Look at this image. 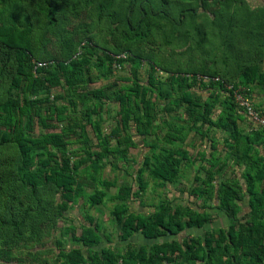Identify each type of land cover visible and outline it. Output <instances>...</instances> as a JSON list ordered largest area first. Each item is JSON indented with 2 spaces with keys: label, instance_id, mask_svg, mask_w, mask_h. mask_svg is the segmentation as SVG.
Returning a JSON list of instances; mask_svg holds the SVG:
<instances>
[{
  "label": "trees",
  "instance_id": "1",
  "mask_svg": "<svg viewBox=\"0 0 264 264\" xmlns=\"http://www.w3.org/2000/svg\"><path fill=\"white\" fill-rule=\"evenodd\" d=\"M119 52L128 54L121 62L126 76L113 74L111 54ZM34 60L52 62L34 68ZM99 79L107 82L92 86ZM254 85L264 89V0H0V264H50L31 245L55 232L60 251L52 264H263L264 165L251 156L250 143L264 136V127L254 134L237 131L244 110L233 94L240 90L250 99ZM110 102L118 111L107 130L103 112ZM204 127L230 133L231 162L201 155L194 177L200 186L193 191L210 196L229 165L246 164L249 219L238 217L243 190L227 178L217 189V207L230 224L203 238L137 249L128 244L118 252L97 248L100 225L89 214L72 224L68 213L80 198L97 205L105 194L97 183L114 185L101 178L102 170L130 165L133 134L154 139L144 143L149 153L136 171L137 189L124 177L112 197L118 237L140 231L156 239L210 222L207 213L166 198L147 216L127 211V201L146 187L144 172L163 186L182 164L196 162L182 144L192 131L203 137ZM66 237L85 253L65 249Z\"/></svg>",
  "mask_w": 264,
  "mask_h": 264
},
{
  "label": "crops",
  "instance_id": "2",
  "mask_svg": "<svg viewBox=\"0 0 264 264\" xmlns=\"http://www.w3.org/2000/svg\"><path fill=\"white\" fill-rule=\"evenodd\" d=\"M127 71V70H126ZM122 72L120 75H116L117 72H113L115 76H126L128 72ZM141 76L145 78L144 72H140ZM107 81L104 79H99L92 86H97L105 84ZM202 96L206 94V92L201 93ZM251 101L253 102L254 106L259 108L260 110L264 111V89L260 86H252L251 92ZM220 103L214 113L212 114V119L214 121L217 120V113L219 112ZM218 109V110H217ZM113 110V111H112ZM118 111L117 103H106L104 106V126L107 130H110L111 126L115 123V116ZM240 114L239 119L235 121V127L240 134L247 135V134H254L256 133L260 126L255 125V123L249 118L245 112L238 111ZM206 134L199 136L195 132H190L185 141L182 144V148L185 149L188 155L191 158H195L196 162L192 163H184L181 166V170L177 178L172 182H166L165 185L161 186L158 181L154 180L151 176L150 172L146 171L143 174V183L146 185L145 189L139 191L136 197L131 198L127 201V211L133 214H139L142 216H147L151 214L156 204L160 201L161 198L169 199L173 205H187L193 210H197L200 212L207 213L211 217V221L204 224L202 227H190L185 228L183 231L177 234H170L165 233L164 235L156 238L150 239L145 237L140 231L134 232L128 239L121 240L118 237L119 227L116 224L115 217L112 214V210L117 205V200L112 198L113 196L119 193V188L122 184V179L127 177L129 180L132 181V185L134 190L137 189L138 183L136 178L137 169L140 167L142 162L143 156L149 153V148L144 144L145 142H152L154 139L153 135L147 136L146 138L134 135L133 140L137 142L135 147H132L128 150L127 157L131 159L130 165H122L119 163V169H112L111 166L105 167L103 170L106 169L108 173H112V177L110 176L103 177L101 172V178L114 181V185L102 188L99 183H97L98 189H103L105 194L102 198L101 203L97 205H93L89 207L88 205H84V200L82 198L76 203V205L70 209V211H74V220L72 224L78 226L81 223H84V215L87 213L94 220L100 225V234H101V242L97 246L98 249L101 248H110L112 250H117L118 252H124L127 248V245H131L134 248H140L141 246H149L154 242H165L170 241L172 239H182L186 236H200L203 238L204 233L209 229H227L230 224V219L227 214L220 210L218 205V195L217 189L219 187L220 181L225 180L227 178H234L236 183L240 185L242 188V199L238 201V212L237 215L241 219H249L251 207L249 204V195L246 191L247 185L242 176V173L246 171L247 165H229L222 176L218 175L214 182V192L209 194H202L199 195L198 192H194L197 186H200V183L195 182V175L196 171L198 174V166L201 164L199 161L200 156L210 158L211 155L222 159L223 161L226 160L231 162L229 157L230 149L227 147L226 141L229 138L230 133L228 131H224L221 129H217L215 127L208 128L204 127ZM88 135L91 138L92 142L95 141L94 134L90 129H88ZM162 133H158V136H161ZM251 144V156L260 160L264 165V136L260 133V135L255 137V141ZM92 149H97L93 147ZM205 164V161H203ZM131 173L132 176L128 177L125 174ZM199 175L204 177V173L200 172ZM202 188H206V185H203ZM90 190V191H89ZM92 188H87V192H92ZM69 214V213H68ZM48 237V236H47ZM45 237L42 244H34L32 246V250H41L42 253L39 257H45L50 264H52L53 260L57 257L59 253V249H57L54 245L55 238L59 237V234L55 232L52 234V244L50 246H45L44 241L47 238ZM51 237V236H49ZM65 249L71 250L74 248H79L83 253H85V248L81 244H76L72 242L68 237L65 239L64 243ZM49 250L47 253L43 251ZM52 253V257L50 254ZM22 254L26 255L25 252ZM48 254V255H45ZM264 264V263H263Z\"/></svg>",
  "mask_w": 264,
  "mask_h": 264
},
{
  "label": "built area",
  "instance_id": "3",
  "mask_svg": "<svg viewBox=\"0 0 264 264\" xmlns=\"http://www.w3.org/2000/svg\"><path fill=\"white\" fill-rule=\"evenodd\" d=\"M80 51L78 50L73 57L78 56ZM113 57V63H112V70L113 72H117L121 70L122 61L127 59L128 54L126 52H119L115 54H111ZM52 61H41V60H34V68H40V67H46L49 65ZM198 79H201L203 81H219L218 77H211L208 75H198ZM228 88H231L230 85H227ZM234 99L238 106H240L245 114L251 118V120L255 123V125L264 127V113L258 109L255 108L254 104L251 102L250 99L245 97L240 90H234Z\"/></svg>",
  "mask_w": 264,
  "mask_h": 264
},
{
  "label": "rangeland",
  "instance_id": "4",
  "mask_svg": "<svg viewBox=\"0 0 264 264\" xmlns=\"http://www.w3.org/2000/svg\"><path fill=\"white\" fill-rule=\"evenodd\" d=\"M251 4H257V3H260L261 2V0H248ZM126 71V69L124 70H119V71H117V73H116V75H120L122 72H125ZM141 72L143 73L144 72V69H142L141 70ZM96 86L98 85V84H95ZM206 95V94H205ZM251 100V99H250ZM252 102V101H251ZM253 103V102H252ZM113 111V110H112ZM102 176L103 177H107V176H110V178L112 177V173H108L107 171H106V169L105 170H103V173H102ZM90 191V190H89ZM68 217L70 218V219H72V220H74L75 218H74V211H69V214H68ZM52 239H54L52 236L51 237H47L46 239H45V241H44V244H45V246H50L51 247V244H52ZM50 254V257H52L53 255H52V253H49ZM23 257H26V255H24V254H21ZM45 255H48V254H45Z\"/></svg>",
  "mask_w": 264,
  "mask_h": 264
}]
</instances>
